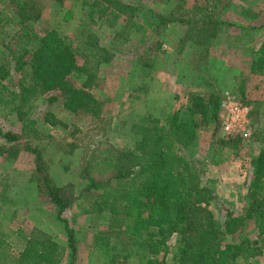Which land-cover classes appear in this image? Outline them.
Here are the masks:
<instances>
[{
    "label": "trees",
    "instance_id": "trees-1",
    "mask_svg": "<svg viewBox=\"0 0 264 264\" xmlns=\"http://www.w3.org/2000/svg\"><path fill=\"white\" fill-rule=\"evenodd\" d=\"M41 2L0 0L1 5L30 20L40 16ZM89 13L98 18L124 17L127 23L141 16L154 26L178 21L187 27L181 41L191 39L200 44L209 43L223 24L206 14L201 18L163 16L123 0H93ZM6 16L0 8V23ZM95 49L100 48L84 41L77 45L56 29L37 32L25 24L1 51V55L6 51L9 56L3 55L4 60L0 57V113L4 117L14 115L20 124L18 130L0 131L5 142L0 155L16 157L23 149L34 155L31 179L64 226L70 264L77 258V244L75 230L63 214L73 208L79 215L101 218L103 224L93 235V246L102 251L103 264H241L240 260L247 262L262 254L264 146L251 159L246 209L225 208L222 222L208 209L219 198L203 180L204 162L183 154L200 130L213 129L212 136L218 132L220 97L214 91L192 94L186 117L172 112L162 119L147 115L132 122L133 143L129 148L96 142L83 156L78 187L54 181L42 151L23 142L35 129L33 104L41 95L49 94L48 104L61 101L70 113L99 118L102 103L94 90L103 80L98 69L104 54ZM258 52L250 71L264 75V42ZM11 62L13 72L19 75L13 89L4 83L12 79ZM43 116L50 125L62 123L50 111ZM240 141L222 134L216 143L236 147ZM251 222L260 243L240 237ZM8 248L0 226V262L59 264L66 250L38 230L29 233L17 254Z\"/></svg>",
    "mask_w": 264,
    "mask_h": 264
},
{
    "label": "rangeland",
    "instance_id": "rangeland-1",
    "mask_svg": "<svg viewBox=\"0 0 264 264\" xmlns=\"http://www.w3.org/2000/svg\"><path fill=\"white\" fill-rule=\"evenodd\" d=\"M92 1L42 0L41 14L33 20L0 4L7 14L0 23L2 60L3 55L9 56L6 51L1 55L6 43L25 24L37 32L56 29L75 44L91 43L101 49L96 51L104 54L98 69L103 80L94 90L102 103L100 117L93 119L84 113H70L61 101L48 104L49 94H44L34 101L35 129L23 142H30L42 151L57 184L78 187L81 161L89 149L95 148L96 142L129 148L133 143L132 122L147 115L162 119L172 112L186 117L192 94L214 91L221 101L222 94L228 91L249 110L246 130L232 137L240 139V143L236 147L216 143L222 138L219 124L214 136L213 129L200 130L195 142L183 154L204 162L203 180L219 198L208 209L220 222L225 208L244 212L252 176L251 159L264 146V75L250 71L264 42V0H123L163 16L201 18L206 14L218 19L223 24L206 44L191 39L182 42L187 27L178 21L154 26L141 16L128 23L124 17L91 16ZM12 66L11 62V81H4L11 89L18 85L19 79ZM47 111L62 123L50 125L43 116ZM19 125L14 115L4 117L0 113L1 132L18 130ZM4 144L0 136V147ZM33 158L34 155L24 149L16 157L0 155V226L13 254L23 248L33 230L45 232L67 247L63 224L31 179ZM63 216L75 230L77 258L74 264H103L102 251L93 246V235L103 224L101 218L79 215L75 208L67 210ZM240 237L259 242L252 222ZM71 262L66 248L59 264ZM240 263L264 264V252Z\"/></svg>",
    "mask_w": 264,
    "mask_h": 264
},
{
    "label": "built area",
    "instance_id": "built-area-1",
    "mask_svg": "<svg viewBox=\"0 0 264 264\" xmlns=\"http://www.w3.org/2000/svg\"><path fill=\"white\" fill-rule=\"evenodd\" d=\"M248 107L243 105L235 94L225 91L219 103L221 132L226 137H234L246 130Z\"/></svg>",
    "mask_w": 264,
    "mask_h": 264
}]
</instances>
